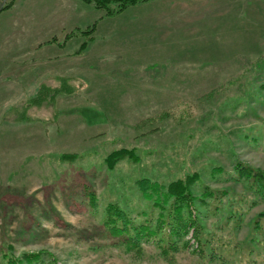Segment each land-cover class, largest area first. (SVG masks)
<instances>
[{"label": "rangeland", "instance_id": "rangeland-1", "mask_svg": "<svg viewBox=\"0 0 264 264\" xmlns=\"http://www.w3.org/2000/svg\"><path fill=\"white\" fill-rule=\"evenodd\" d=\"M3 5L0 51L14 41L16 65L36 66L16 74L29 89L0 119V264H208L192 240L170 262L150 242L126 253L101 225L108 202L129 216L147 208L136 179L191 172L244 210L236 231L218 230V215L206 229L247 239L264 192L228 177L238 162L264 172V0H148L111 15L82 0ZM43 65L52 72L36 74ZM120 149L132 156L107 167ZM233 264H264V248Z\"/></svg>", "mask_w": 264, "mask_h": 264}, {"label": "trees", "instance_id": "trees-1", "mask_svg": "<svg viewBox=\"0 0 264 264\" xmlns=\"http://www.w3.org/2000/svg\"><path fill=\"white\" fill-rule=\"evenodd\" d=\"M82 1L101 9L103 15H111L121 12L132 4L148 0ZM4 7L5 5L1 9ZM85 43L86 41H83L78 49H82ZM131 156L132 150L120 149L110 152L104 160L107 167H112L116 160ZM236 165L235 174L230 175L228 179L244 182L247 189L264 192L263 171L240 162ZM217 172L223 171L215 168L211 170L210 175L214 177ZM199 178V173L191 172L166 183L148 178L136 179L134 185L148 204V209L139 210L135 216H129L128 211L118 207L114 202L106 203L101 219L106 235L114 238V245L124 252L135 255L140 254L142 242H150L169 262L172 261V253L178 251L180 247L186 249L190 246L189 240L195 244L191 251L205 259L208 264L215 258L220 261V264H233L242 251L245 250L249 256L252 253H258L261 247L264 248V211L252 220L251 232L244 242L234 240L221 242L220 238L214 237V232L206 229L203 223L204 217L218 215V230L229 227L232 231H236L243 220L244 210L231 198L229 190L211 188L201 184ZM87 195L89 204L93 206L94 195L89 192ZM227 197L229 201H226ZM255 201V199L246 201L248 209L255 205ZM188 233L189 238H185ZM226 248L229 250L227 260L220 251ZM24 258L28 264L38 262V254H26ZM23 262L16 259L15 264Z\"/></svg>", "mask_w": 264, "mask_h": 264}, {"label": "crops", "instance_id": "crops-1", "mask_svg": "<svg viewBox=\"0 0 264 264\" xmlns=\"http://www.w3.org/2000/svg\"><path fill=\"white\" fill-rule=\"evenodd\" d=\"M15 33H12V37L15 39ZM13 48L15 50H12V52H4L0 51V119H2L1 115L3 114H8L9 112L12 113L14 112L16 115V101L20 100L21 97H23V94L21 95V90L22 89H29L28 85L26 87L21 88V85L19 82H16V74L24 75L25 73L23 72L24 70V65L23 67L21 66V63L16 65V60L13 59L16 57V42L13 41ZM5 53H11L13 54L11 62L13 64H10L9 62H6V58L8 59L7 56H5ZM51 58V57H50ZM45 61L42 62V64ZM34 66H36V62L32 63V61L28 62L25 67L29 69H33ZM51 69V65H49ZM52 71L48 69V65H43L41 69H38L36 71V74H50ZM16 87L19 93L16 95ZM34 90L33 87L30 88L29 93ZM11 91V92H10ZM5 92H9V95H5ZM33 92V91H32ZM21 96V97H20ZM13 115V114H11ZM7 117H12V116H7Z\"/></svg>", "mask_w": 264, "mask_h": 264}, {"label": "water", "instance_id": "water-1", "mask_svg": "<svg viewBox=\"0 0 264 264\" xmlns=\"http://www.w3.org/2000/svg\"><path fill=\"white\" fill-rule=\"evenodd\" d=\"M2 2H3V0H1V2H0V9H1V6H2Z\"/></svg>", "mask_w": 264, "mask_h": 264}]
</instances>
